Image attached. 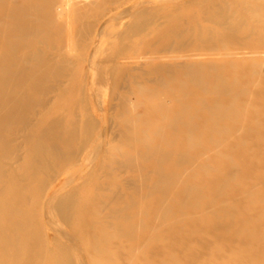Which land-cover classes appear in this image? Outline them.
I'll list each match as a JSON object with an SVG mask.
<instances>
[{
    "label": "rangeland",
    "instance_id": "obj_1",
    "mask_svg": "<svg viewBox=\"0 0 264 264\" xmlns=\"http://www.w3.org/2000/svg\"><path fill=\"white\" fill-rule=\"evenodd\" d=\"M172 1L126 0L121 7L111 6L112 9L117 7L114 11L117 16L109 20L114 23H105L106 32L101 31V34L88 44L73 43L72 45L71 42L66 55L70 57L80 54V59L78 63L75 62L77 64L75 68L64 73L61 97L56 98L57 100L49 105L44 117L34 119L35 124L30 134L20 140L19 146L26 161L47 156L46 164L51 162L48 161L50 159L47 154L50 151H47L49 149L46 147L56 133H65V137L74 139L77 146L85 147L76 162L69 164L63 170L62 178L57 183H52L50 188L55 187L58 193L57 201L68 203L71 198L69 197L71 187L84 185V191L75 202L76 207L88 221L90 219L105 221L108 212L100 211L95 207L99 196H112L121 191L127 197H134L136 194L128 189L131 186L129 180L139 181L143 176H148L153 183L156 181L155 174L149 171L151 166L159 163L155 158L151 160V158L139 157L137 161L147 167L141 171H125L119 165L110 163V159L117 154L126 156L125 159H133L135 155L137 156V148H132L128 143L123 142L118 133L119 127L132 120H145V118L151 129L164 128L172 123L173 113L167 117L145 112L146 106L153 104L154 101H165L168 104L171 101V96L167 92L164 94L154 82L157 77L150 75L152 64L173 65L185 55L198 52L203 55L210 54L213 56L212 66L217 69L215 73H218V76L207 69H203L202 73L209 79L207 89L212 91L213 96L192 93L190 98L194 103L191 107L189 105L186 113L179 117V128L175 132L166 130L164 134L165 139L168 140L177 137L178 142L183 145L182 152L192 157V163L186 167L164 168V171L186 175L184 187L173 190L169 196L173 201H184L196 209L191 210L185 205L181 210L174 207L167 219L179 220L180 225H175L169 237L163 239L162 243L173 245L171 250L173 264H226V261L228 264H232V261L233 264H246L238 261L244 256L245 251L252 249L253 254L256 252V255H260L262 250L250 238L253 236L264 238L262 237L264 236V0H176L177 2L174 0L176 3ZM1 5L2 8L8 7V4ZM146 8L149 11L164 8L165 13L156 17L157 23L162 25L160 32L163 37H160L182 47L177 52H165L159 47L160 37L153 35L154 32H149L150 34L145 33L148 36L141 44V49L122 61L121 48L129 42L118 37L122 31H126L138 21V16L133 19L130 16L131 10ZM68 19L77 20L76 12H71ZM105 21L99 16L93 20V23ZM224 28L228 31L232 28L239 30V35L234 36L235 39L232 38V43L230 40L222 45L219 41L205 44L206 46L202 44V37L205 39L207 36H213L216 39L220 36L219 32L225 30ZM98 29L99 27H96L94 33ZM117 30L121 31L118 33ZM115 37L118 40L115 41ZM152 44L156 48L148 50V46ZM205 48L206 50H203ZM146 63L151 65L145 67ZM106 66H109V69L106 68L108 73L104 71V74L103 68ZM95 70L97 72L101 70L100 74L96 72L95 76ZM177 71L180 74V70ZM91 74L95 76L92 80ZM105 75L108 77L107 81L109 80L107 83ZM103 77L105 81L101 82ZM119 77L124 78H122L123 84L118 88L115 80ZM128 78H137L138 86L150 92L153 97L146 99L136 94L132 95L127 87ZM189 80V76L182 75L179 81L189 90L191 88ZM222 83L234 84L239 94L231 93L227 96L222 90ZM120 94L127 99L126 104L122 106L123 109L119 108ZM101 102L105 103L103 108ZM142 120L138 123L140 128L144 125ZM55 123H58L55 130L50 126L47 135L41 134L45 126ZM85 138L90 145L85 142ZM139 138L149 143L158 141L152 133L147 136L140 135ZM77 146L75 149H78ZM87 159L91 162L90 166L87 163L85 167ZM26 161L18 165L19 175H23L27 170ZM91 175H94L95 179L89 181L88 177ZM44 177L45 175H42V178ZM35 186L36 184L30 186L29 190H33ZM136 201L144 208L145 214L153 203L151 196L144 199L137 198ZM39 211L45 217L47 213L53 211L51 203L42 202ZM213 211L216 216L209 214ZM219 221L223 227L235 223L233 230L245 234L226 241L221 238L224 233L223 228L219 229V225L215 226ZM79 223L83 225V222L79 221ZM142 226L146 229L156 228L148 220H144ZM215 248L223 251L218 254Z\"/></svg>",
    "mask_w": 264,
    "mask_h": 264
},
{
    "label": "bare ground",
    "instance_id": "obj_2",
    "mask_svg": "<svg viewBox=\"0 0 264 264\" xmlns=\"http://www.w3.org/2000/svg\"><path fill=\"white\" fill-rule=\"evenodd\" d=\"M125 1L0 0V264H173L171 251L173 245L164 244L162 240L168 238L173 227L180 225V222L179 220H168L167 217L174 207L179 210L184 208V205L191 210L196 207L187 205L184 201H173L169 196L173 190L184 187L186 175L164 171V168L186 167L192 163V157L182 152L183 145L178 142L177 137L168 140L165 139L164 134L166 130L175 132L179 128V117L184 115L188 106L191 107L194 103L190 98L192 93L213 96L212 91L207 89L209 79L202 73L203 69L213 73L217 72L211 63L213 56L198 52L182 56L178 59L179 61H176V65L155 66L152 64L150 75L157 77L154 82L164 94L168 93L171 96V101H169L170 104L165 101H154L153 104L146 106L145 112L150 115H166L167 117L173 113L172 123L164 128L151 129L145 118V120H132L119 127L118 133L123 142L128 143L132 148L136 147L137 156L132 157L133 159H125L126 156L122 157L117 154L110 159V163L119 165L125 171H141L145 167L137 161L139 157H147L151 160L155 158L159 163L151 166L149 171L155 174L156 181L153 183L148 176H143L139 181L129 180L128 183L131 186L128 189L136 194L134 197H127L121 191L112 196H99L95 207L100 211L108 212L105 221L98 219L88 221L76 207L75 202L84 191V185L71 187L69 190L71 198L68 203L57 201L58 193L55 187L50 188L52 183H57L62 178L63 170L73 163L81 152H84L85 147L77 146L74 139L65 137V133H56L55 136L53 135L54 138L49 140V146L46 147L49 149L47 151H50L47 154L50 159L48 161H51L49 165L45 163L47 156L26 161L19 146L20 140L30 134L35 124L34 119L44 117L49 107L61 97L64 73L75 68L80 59V54L70 57L66 55L70 43L72 42V45L73 43L88 44L95 40L101 31L105 30V23L111 22L109 20L115 17L116 12L114 11L117 7L124 5ZM2 3L8 4V7L2 8ZM116 5L114 9L110 8ZM73 11L76 12L77 20L70 21L68 15ZM131 11L132 19L138 16V21L128 26L126 31H122L119 37L117 35L123 41L129 42L121 48L122 61L128 55H133L141 49V44L148 36L145 33L154 32L153 35L162 36L160 32L162 25L157 23L156 17L165 13L164 8H158L157 11H149L147 8ZM99 16L101 20L106 21L93 23V20ZM96 27L99 29L94 33ZM233 28H228L229 31L224 28L225 30L219 32L220 36L216 39L211 35L205 39L202 37V44H213L219 41L222 45L230 40L232 43V38L235 39L234 36L239 35V30ZM162 37H160L159 46L161 50L177 52L182 47ZM137 38L139 40H136ZM116 40L118 39L115 37ZM153 48H156L154 44L148 46L147 49L152 50ZM114 53L116 54V51ZM205 61L208 63L205 64ZM91 64L88 65L91 66ZM150 65L151 63H146L145 67ZM108 67H101L103 73L104 71L108 73L106 70ZM177 70H180V74ZM96 72L95 70V76ZM99 72L97 73L100 74ZM94 74L91 76L93 77ZM215 74L218 76V73ZM182 75L190 77L191 90L179 81ZM91 76V80L94 79L95 76L93 78ZM122 78L124 77L115 80L116 87L119 88L123 84ZM107 79L108 77L105 81L103 77L101 82L107 83L109 81ZM136 80L137 78H128V91H131L132 95L151 99L153 96L150 92L138 86ZM236 89L234 84L222 83V90L227 96L231 93L239 94ZM98 93L99 90L97 95ZM118 101L121 106L119 108H122L127 99L120 94ZM141 120L144 124L142 128L138 126ZM50 126L55 130L58 123L43 127L41 134L47 135ZM151 133L158 138L157 142L149 143L139 138L140 135L146 134L147 136ZM86 138L85 142L90 145L87 140L89 135ZM76 146L78 149H75ZM24 161L28 162L27 170L23 175H19L18 165L23 164ZM90 162L87 159L84 166L87 163L90 166ZM42 175L45 177L42 178ZM93 179H95L94 175L88 177L89 181ZM34 184H36L34 189L29 190V187ZM150 196L153 203L147 209L148 213L145 214L144 208L136 199ZM42 202H50L53 208V211L47 213L45 217L39 213V206ZM209 214L216 216L214 211ZM144 220L152 222L156 228L146 229L142 226ZM79 221L83 222V225ZM216 223L215 226L219 225V229L223 228L224 233L221 238L226 241L245 234L242 235L233 230L235 223H229L225 227L220 221ZM250 239L262 248L260 255H256V252L254 255L251 249L245 251L244 256L238 261L246 264L264 263V238L253 236ZM215 251L219 254L223 250L215 248ZM226 264H228L227 261Z\"/></svg>",
    "mask_w": 264,
    "mask_h": 264
}]
</instances>
